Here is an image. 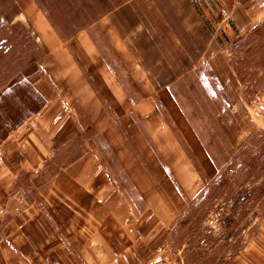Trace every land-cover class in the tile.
I'll return each mask as SVG.
<instances>
[{
  "label": "rangeland",
  "instance_id": "1",
  "mask_svg": "<svg viewBox=\"0 0 264 264\" xmlns=\"http://www.w3.org/2000/svg\"><path fill=\"white\" fill-rule=\"evenodd\" d=\"M123 1L33 0L37 10L33 5L32 10L45 15L54 26L52 30L62 36L76 35V40L68 42L67 47L75 54L77 64L105 112L137 159L145 175V183H139L140 190H145L143 194L148 197H156L162 207V210L155 209L156 215L148 212L149 215L142 218H147L148 222L157 218L164 223L162 230L142 243L135 236V221L126 225L123 233L121 226L108 224L101 217L102 221L95 224L99 229L93 232L87 229L83 240L78 239V242L75 226L91 227L86 217L68 211L62 201L54 202L52 213L46 217L58 237L65 241L67 264H235L228 256L248 245L264 225V199L259 196L264 187V130L261 126L264 125V102L258 103L260 107L253 105L264 86V24L250 34L249 29L243 30L240 39L229 27L227 41L223 33L227 13L216 0H191L196 3L197 11L187 1L185 4L181 0H148V9L146 3L135 0L132 6L122 8L116 15L103 14L105 9ZM19 7L13 8L9 0H0V43L4 46L0 51L3 54L0 83L6 81V84L26 63L35 49L33 41L39 44V39L35 40L31 33V24L23 18L9 21L8 17ZM91 13L98 14L99 20L85 26ZM201 15L206 16L208 22L205 23ZM181 16L184 21L180 20ZM167 26L173 31L174 44L164 40L161 34L162 27L168 30ZM209 34L214 53L211 63L218 66L226 59L227 71L210 72V66L209 72L200 71L199 67L191 70L195 62L210 63L206 61L207 54L201 55L204 42H209ZM175 35L179 37L180 46L174 40ZM88 38L132 104L123 107L111 103L112 98L107 97L108 93L100 87L87 61L76 51L79 45L75 42L85 44ZM135 65L136 72H130ZM145 95L151 96L149 106L143 105L139 111L137 107L129 109ZM151 111L159 114L157 124L149 119ZM139 112L145 113V117ZM252 116L261 125L252 120ZM140 117L146 119L147 127L161 140V144L158 143L161 151L157 152L160 175L157 176L137 156L126 132L129 122L132 129L140 131L146 140L149 138L147 131L146 134L141 128ZM184 128L191 130L190 136L200 149L195 151L187 146L188 136L182 134ZM92 140L88 141L84 132L67 140L46 160L48 168L36 183H46L59 165L89 143V149H95L111 169L116 185L119 184L117 188L125 191L138 209L144 208L145 200L107 150L103 135ZM141 140L144 141L143 136ZM151 145L156 147L154 143ZM251 159L257 165L240 169L241 161L248 163ZM24 181L19 183L25 191L23 196L35 206L39 205L33 193L26 192ZM252 215L254 222L247 226L246 220ZM231 216L233 222L224 226ZM139 218L141 216H135L136 221ZM62 225L68 226V237L62 233ZM92 237L97 238V246L87 247L86 242Z\"/></svg>",
  "mask_w": 264,
  "mask_h": 264
},
{
  "label": "crops",
  "instance_id": "2",
  "mask_svg": "<svg viewBox=\"0 0 264 264\" xmlns=\"http://www.w3.org/2000/svg\"><path fill=\"white\" fill-rule=\"evenodd\" d=\"M9 1L13 8L20 6L17 12L8 17L9 21L23 18L31 24V33L35 40L39 39V44L45 48L46 53L38 62L25 65L0 88V264L68 263L65 256L67 254L65 241L58 237L49 218L46 217L52 213V205L57 201L64 202L68 211L77 216L80 214L87 218L86 221L91 222V227L83 224L75 226L76 240H83V233L87 229L92 232L98 230L99 227L95 224L102 221L101 217L108 224L115 223L121 226L119 228L123 233L126 225L135 221L133 225L135 236L142 243L148 241L151 236L158 235L164 223L158 222L157 218L148 222L147 218L142 217L146 214L156 215L155 209L162 210V207L156 197L153 195L148 197L143 194L145 190H140L139 183L141 182V185L145 183V175L137 159L125 140L120 137L114 121L105 112L82 68L77 64L75 54L67 47L68 42L76 40V35L61 39L57 31L52 30L54 27L47 21L45 15L35 14L32 5L34 7L36 5L33 0ZM133 1L135 0H124L106 15H116L122 8L132 6ZM140 1L142 4L146 3L149 9L148 0ZM181 1L185 4L187 1L197 11L194 1ZM216 2L227 13L225 14L227 26L223 27L227 41L229 27L232 34L240 39L243 37L241 36L243 30L249 29L247 33L250 34L264 24V0H216ZM35 9L37 10V7ZM31 14L35 15L31 17ZM202 19L205 23L208 22L206 16ZM180 20L184 21V18L181 16ZM162 28L163 39L174 44L171 41L173 31L169 27L168 30ZM211 37L209 34V42H204V50L201 51L202 56L207 54L206 61L210 63L195 62L191 70L199 67L200 71L209 72V66L210 72L228 70L226 59L218 66L211 63L214 56ZM194 39L200 37L194 36ZM174 40L180 46L179 37L175 35ZM79 42L81 41L75 42L79 45L76 51L87 61L100 87L108 93L107 97L112 98L111 103L126 107L130 102L125 92L117 84L110 67L103 61L92 40L88 38L85 44ZM127 55L129 53L125 56ZM219 55L221 59V51ZM135 64L138 66V63ZM135 66L130 72H136ZM260 94L253 105L259 106L264 102V89ZM150 100L151 96L145 95L133 106L128 105L129 109L136 110L137 107L139 111L141 106L146 104L149 106ZM139 114L144 117L146 115L140 112ZM158 116L157 112L151 111L149 119L155 120L154 123L157 124ZM252 120L261 125L255 117ZM140 121L144 133L145 130L148 133V141L140 131L132 129L129 122L126 132H129L130 142L133 143L137 156L155 176L160 175L157 152L161 151L158 144H161V140L151 127L150 129L147 127L146 119L140 117ZM261 126L264 130V125ZM186 130L188 131L185 132ZM81 132L86 134L88 141L99 134L103 135L107 150L145 200L144 208L138 209L130 196L117 188L119 184L117 182L116 185L111 169L101 160L95 149H89V143L85 149L83 148L84 152L80 157L60 168L46 183H38L48 168L45 165L46 160L57 148ZM182 134L188 136L186 140L188 147L195 151L201 148L191 138L189 128H184ZM141 136L144 137L143 142ZM152 143L156 147L153 148ZM97 147L101 151L98 145ZM21 181L25 182L28 190L26 192L33 193L39 200V205L35 206L26 200L23 196L25 191L19 186ZM135 216L141 218L136 221ZM67 228L68 226L65 228L64 225L60 227L65 237H68ZM96 240V237L88 239L87 247L97 246ZM231 260L235 264H264V225L259 228L251 242L244 246L240 254Z\"/></svg>",
  "mask_w": 264,
  "mask_h": 264
},
{
  "label": "trees",
  "instance_id": "3",
  "mask_svg": "<svg viewBox=\"0 0 264 264\" xmlns=\"http://www.w3.org/2000/svg\"><path fill=\"white\" fill-rule=\"evenodd\" d=\"M115 8V6H113V7H109L108 9H105V11H104V15L105 14H107V13H109L111 10H113ZM91 12H93V10H91ZM98 14H96V13H91V16H90V18L88 19V21L84 24L85 26H87V25H89V24H93L94 22H96V21H98L99 20V18H97L96 16H97ZM50 21V20H49ZM93 22V23H92ZM50 23H51V21H50ZM51 25H52V27H54L53 26V24L51 23ZM57 31V30H56ZM57 33H58V35H59V37L62 39H64V38H67V37H64V36H62V34L60 33V32H58L57 31ZM28 34H30V32H28ZM73 35V34H72ZM71 35V36H72ZM70 36V37H71ZM70 37H68V38H70ZM33 43H34V45H33V47L35 48L34 50H33V53H31L29 56H28V60L26 61V63L22 66V67H20L17 71H15L14 73H17V72H19V71H21L24 67H25V65H27V64H29V63H32V62H38L44 55H45V53H46V50H45V48H43L40 44H38V43H36L35 41H33ZM4 49V46H2V43H0V51L2 52V50ZM1 52H0V59H1V56H3V54H1ZM25 57V56H24ZM27 57V56H26ZM23 60H26L25 58H22ZM6 82V81H5ZM5 82L4 83H0V88L3 86V84H5ZM264 89V88H263ZM262 89V90H263ZM66 144V142L64 143V144H62L59 148H57L55 151H59L64 145ZM83 152H84V149L82 148L81 149V151H79L78 153H76L73 157H70V158H68L67 159V161L66 162H64L63 164H61V165H59L57 168H56V170L53 172V173H56L60 168H62V167H64V166H66L67 164H69V163H71V162H73L74 160H76L78 157H80L82 154H83ZM264 155V154H263ZM240 165H238V166H240V169L241 168H247V167H249V166H254V165H257V162H255L254 160H252L251 159V162H248V163H243V161H241V163H239ZM45 165H47V163H45ZM245 165V166H244ZM263 185V184H262ZM259 196L261 197V200H263L264 199V187H262L261 188V190H260V192H259ZM244 198H242V200H243ZM233 206H236L237 207V204L236 203H234V205ZM254 219H255V216L254 215H252V216H250L247 220H246V223H247V226H249V224L250 223H252V222H254ZM229 220L230 221H227L226 223H224V226H225V224H227V223H230V222H233V220H234V218H233V216H231V217H229ZM246 226V225H245ZM246 226V227H247ZM243 247V246H242ZM242 247L241 248H239V246H238V250L235 252V253H232L231 254V256H228L230 259H232L234 256H236L241 250H242Z\"/></svg>",
  "mask_w": 264,
  "mask_h": 264
}]
</instances>
